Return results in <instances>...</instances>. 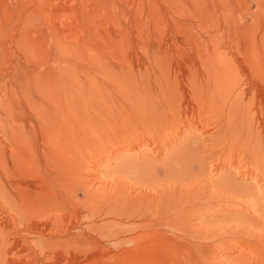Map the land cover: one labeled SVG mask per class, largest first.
<instances>
[{
    "label": "bare ground",
    "instance_id": "obj_1",
    "mask_svg": "<svg viewBox=\"0 0 264 264\" xmlns=\"http://www.w3.org/2000/svg\"><path fill=\"white\" fill-rule=\"evenodd\" d=\"M142 1L139 0L137 3V11L142 10ZM148 12L150 14L148 13L147 16L151 18L148 21L144 20V15L141 13L133 15L131 33L128 32L125 24L121 23L120 17L112 20L117 27L115 34L120 36L125 51L120 56H115L117 62L121 64L119 73L107 82H101L91 90L89 88L84 94H78L75 75L77 65L71 60L68 59L63 62L64 66L57 68H53V65L46 67L49 53L43 46L44 40L39 26H24L16 35L12 34L16 48L10 52L12 55L9 53V57L14 58L15 67L13 74L8 75L1 83L5 91L0 94V199L3 198L2 201L14 207H10L11 211L15 212L14 220L24 225L13 239L8 238L9 236L0 228V264H80L83 259L90 260L88 264H151L160 254L169 258V264H192L189 246L182 245L180 241L182 239L177 242L176 238L179 237L168 238L164 231L194 234L189 213L200 209L199 204L216 197L228 201L238 200V197L244 199L254 196L255 191L248 189L249 186L248 188L245 186L246 190L242 184L235 183L232 174L218 181H211L212 187L222 189L221 192L218 190L220 193L217 192V196L211 192H199L195 188L185 187L188 189L185 190L182 184L186 183L185 172L180 170L174 174L171 163L180 154L182 157H194L202 152L200 147L191 146L190 142L186 141L174 152L167 153L168 155L162 160L161 168H157L159 164L154 166V171L161 169L165 171L169 180L171 179L169 176H173L174 184L172 183L169 193L162 194L160 191L161 193L152 199L145 196L144 201L126 199L123 203L117 202L114 207L106 211V215L112 216L128 211L142 213L143 216L153 217L150 224L138 227H124L116 223L102 226L85 224V230L90 235H96V239L81 232L55 239L39 236L40 234L54 236L57 232L63 229L67 231L74 226H71L73 221L68 220V214L57 213L60 201L53 185L62 174L73 171L79 152L76 148L79 144L78 138L83 136L81 133H85L87 127L88 129L119 127L124 130L125 135L131 134L133 140L145 141V136L151 133L150 128L163 132L167 126L169 127L170 122L173 124L179 116H185L191 122L182 126L180 135L184 128H196L202 117L208 115L209 120L214 118L218 124H221L220 129H222V133L212 134L214 144L210 149L213 151L217 148V153H220L226 162L222 166L217 164L215 169L218 170L219 166L232 168L237 161L245 160V164L261 166L264 171V124L260 122L258 129H253L255 124H251L247 115L246 118L243 117L244 108L250 103L254 105L255 110L252 111L260 112V117L264 114L262 106L256 107L255 103L257 97L264 96V89L260 88L252 78V75L264 71V27H259L253 34L248 29L242 32V28L234 21L229 22L225 19L222 23L205 15H197L194 17L195 22L173 21L174 29L182 37L179 40L172 34L164 33V19L160 14L155 13L152 8ZM43 21L44 18L42 23H47ZM148 26L153 30V41L147 31ZM69 31L68 26L54 25L55 42L53 43L57 53L55 59L64 57V54L66 57L68 54L69 45L62 41L64 36L69 35ZM127 34H131V39ZM102 43L104 47L108 46L105 40H102ZM181 44L188 46V53ZM232 45L237 46L236 49L244 56L242 61L229 55ZM222 47L227 48L229 52L226 51L227 49L222 51ZM86 48L94 57L101 59L100 52H93L97 51L96 45L83 43L82 50ZM179 52L186 57V61L181 65L178 63L180 59L177 58ZM132 53L135 55H131ZM44 57L45 64H41L40 60ZM22 63L24 66H21ZM135 67H140L138 74L133 72ZM19 69L25 70L24 72L30 70V78L24 85L18 79ZM245 98H248V101ZM95 117H97L96 121H94ZM98 138L101 139L100 136ZM40 163L45 165L47 172L52 176L50 180L46 178L44 180L40 174L36 176ZM153 163L152 158L147 155L142 161L133 157L122 162L126 169L130 171L135 169L140 175L142 171L144 173V170L154 168ZM245 167L247 168L246 165ZM129 170H125L126 173ZM246 170L244 169L245 172ZM249 173L252 174L253 170ZM1 177L5 181H2ZM178 182L181 188L176 185ZM260 189L256 191L258 197L264 194ZM9 191L14 194H10ZM93 193L90 188L85 192L88 197ZM102 193L97 194L96 198L99 200L104 198L102 196L98 198ZM109 197H107L108 201ZM107 198L105 197L106 201ZM127 206H130L131 210H128ZM31 210L40 218L35 220L36 222L32 221V214L29 212ZM78 215L79 211L73 220H76ZM233 215L231 214L230 219L239 221L241 225H230L222 229L219 235L220 241L222 242L224 236L229 233L242 236L244 240L239 243L244 246V250L236 257V264H252L250 260L248 261L245 251L253 249L252 241L264 243V234H254L251 231L249 227L255 220L251 215L246 212ZM88 218L89 215L84 217L86 221ZM153 228H156V231H153ZM138 229L145 233L129 239H121L116 246L114 244V248L129 245L130 249L123 250L109 260L96 257L112 252L108 245L99 243V239H107L120 232ZM207 232L202 235L206 239L209 238ZM248 240L250 244L247 243Z\"/></svg>",
    "mask_w": 264,
    "mask_h": 264
},
{
    "label": "rangeland",
    "instance_id": "obj_2",
    "mask_svg": "<svg viewBox=\"0 0 264 264\" xmlns=\"http://www.w3.org/2000/svg\"><path fill=\"white\" fill-rule=\"evenodd\" d=\"M149 1L150 3H148V0H143L142 10L140 9V11H137V3L139 0H0V59H2L0 61V94L5 91L1 83H3L8 75L13 74L14 72L15 60L14 58L9 57V53L16 48L12 34L16 35L24 26L37 25L41 28L42 39L44 40L43 46L49 53L47 54V68L49 65H53V68L64 66L63 62L68 59L71 60L74 65H77L75 68V75L77 77L76 86L78 85V94L86 93L89 91V88L91 90L95 85L101 82H107V80L111 79L116 73H119L118 71L121 64L117 62L115 56H120L125 51L124 47H122L123 44L120 36L118 37V35L115 34L117 27L112 23V20L116 17L121 18V23L125 24L128 32L131 33L133 27V15L141 13L144 15V20L148 21L150 18V16H147L150 14L148 11L152 8L155 13L160 14L164 19V33L166 35L172 34L175 37H178L179 40L182 39V37L179 36V33L174 29L173 21L188 20L189 22H195L196 19L194 17L197 15H205L209 19L222 23H224L225 19H228L229 22L234 21L236 22V25L242 28V32L243 30L248 29L249 31H252L253 34L258 31L259 27H264V0ZM43 18L47 23H42ZM54 25L57 27L62 25L65 27L68 26L70 30L69 35L67 37L64 36L62 41L69 45V52L66 57L64 54V57H60L59 59H55L57 53L53 43L55 42V35L53 34ZM147 31L150 33V39L153 41V30L149 27ZM127 37L131 39V34H127ZM102 40H105L108 46L104 47ZM83 43L96 45L95 49H97V51L93 52H100L101 59L94 57L87 48L82 50ZM181 45L188 53V46H185L184 44ZM236 47L235 45H232L230 47L232 50L229 49L230 52L227 48L222 47L221 49L222 51L227 49L226 51L230 53L228 54L231 57L236 59L239 58L238 60L242 61L244 56L241 54L240 50L236 49ZM233 52L235 53L231 55ZM140 54L141 53H139V55ZM131 55L135 54L132 53ZM177 58L178 60L180 59L178 61L179 65L186 61V57L182 56L181 52H179ZM40 62L41 64L44 63L45 57L42 58ZM21 66H24V64L22 63ZM139 69L140 67H135L133 72L138 74ZM19 70L18 79L21 80L24 85L26 84L27 79L30 78V70L28 72H24L25 70L21 71V69ZM252 76L258 86L264 89V85L262 86V84H264V71L261 74ZM245 99L248 101V98ZM246 100L245 102H247ZM255 103L256 107L262 106V112L264 113V96L257 97ZM250 104L244 108L245 112L243 111V117L247 115L249 121L251 120V124H255L253 127L251 125V127L253 129H258V123L262 122L261 124H264V114L260 117V112L255 113V111H252V109L255 110L254 105ZM95 119H97V117L94 118V121H96ZM209 119L210 117H208V115H204L196 128H184V131L179 135L180 131H182V126L191 123L185 116H179V119H177L178 121L174 120V125L170 122L171 124L166 128L167 130L165 129L163 132H158L157 130L150 128L151 133L145 136V141L138 139L133 140L131 138L133 136H130L131 134L125 135L124 130L122 128L119 129V127L110 129L109 127H101L99 129H88L87 127L86 132L83 134L81 133L83 136L80 139L78 138L79 144L76 148L79 152L73 165V171L62 174L53 185L60 201L57 206V213L68 214V220H72L73 223L71 226H74H69L71 229H68L67 231L66 229H63V231L57 232L59 234L56 233L54 236L48 234H40L39 236L45 239L50 237L55 239L57 237L76 235L78 232L88 236L90 233L85 230V224L102 226L107 223H116L117 225L119 224L124 227H138L150 224V222L153 221V219L151 220L153 217L143 216L142 213H130L128 211V213L121 212L119 215L115 214L112 216L106 215V211L109 208L114 207L119 201L123 203L126 199L130 200L133 198L136 201L138 199L139 201H144L146 197L152 199V197H156L157 194L161 192L162 194H165V192L169 193V190L172 189L171 185L174 184L173 176H169V178H171L169 180L165 171L162 169L160 170L161 172L154 171V169L158 164L157 168H161L162 160L165 159L168 154L180 148L186 141H189L191 146L194 145L200 147L202 152H199L194 157H182L180 154L178 156L179 160L177 157V159L171 163V168H173L174 174L180 170L185 172L184 178L186 183H182L184 185L183 188H195L199 192H211L213 195L216 194L217 196V192H221L222 189L217 188L216 186L212 187L211 181H218L220 178L232 174L235 183L242 184L246 190L249 186L248 189L251 191L254 190L255 194L252 197H245L244 199L238 197V200L228 201L223 198L220 200L221 198L218 199L219 197H216V199L203 202L205 206L197 203L200 205V209L198 208L190 212H195L194 214L192 213L194 217L189 213V220L190 224L192 223L191 228L192 231H194V234L172 230L164 231V234L172 239H174L175 236L179 237L176 238L177 242L181 241L182 245L186 247L189 246L188 249L190 250V253H192V264H204V262L205 264L207 262V264H236V257L241 255V251L244 250V246H241L239 242L244 239L236 233H229L224 236L223 241L221 242L219 236L220 231L224 228H228L230 225H241L239 221H236V223L233 219H230L231 214L236 216V214L240 212H246V214L251 215L255 219L253 225H250L249 227L251 231H253L254 234H264V194H261L258 197V192H256L261 187L263 188L260 190L264 191V171H262L263 168L261 166L257 167V165L254 166L250 163H248V167V164H245V160L242 162L237 161L238 164L236 163L232 165V168H230V166L222 168L221 166L224 165L226 160L223 159L224 157H222V155L220 156V153H217V148H214L213 151L210 149L214 144L212 134H218V132L222 131V129H220L221 124H218V121H215L214 118L213 120ZM178 122L181 123L179 124ZM102 128H105L106 130H102ZM99 136L101 139L98 138ZM180 153L183 152L180 151ZM145 155L150 156L154 161L152 167L156 165L154 168H150V170H144L145 174L142 171L140 175L135 169H131L130 171L129 169H126L125 165L124 168L122 164L124 160L129 158L132 159L134 157L135 159L142 161ZM184 158L186 160H184ZM217 164L221 165L219 166L221 169L219 167L218 170L215 169ZM242 166H244V168ZM38 167L40 169L37 170L36 176L40 174L43 176L44 180L45 178L49 180L52 178L43 163H40ZM250 167L253 169H250ZM244 169H247L248 171L246 170L245 172ZM125 170L129 171L126 173ZM251 170H253L252 174L249 173ZM1 180L5 181L3 177H1ZM179 183L180 182L176 185L181 188ZM6 184L8 183L6 182ZM203 185L205 187H202ZM89 188L94 191L91 197H88L85 194L86 190ZM187 188H185V190ZM8 190H10L9 187ZM108 191L112 192L110 193ZM9 192L10 194L13 193L12 191ZM100 192L103 193L98 198H104L99 200L96 197ZM105 193L111 196H106ZM105 197H109V201L108 198L106 201ZM2 200L0 202V228L5 231V234L9 236H7L8 238L13 239L17 236L19 229L23 227L24 224H21L18 220L16 221V219L14 220L13 216L15 212L13 213L10 209L11 206ZM197 201H199V199H197ZM11 208L14 207L12 206ZM127 208L128 210H131L130 206H127ZM78 211V218L73 220ZM29 212L32 214L31 217L33 222L40 219L39 217H36L37 215L34 213L35 211L31 210ZM86 215H89V218L87 219L88 221L84 219ZM224 218H226L227 221L224 220ZM13 221H16L15 224ZM152 230L156 231V228H153ZM133 231L128 230L125 233L120 232L121 234H118L120 237L116 235L117 237H110L111 239H99V243L108 245L112 252L100 254L96 257L99 259L101 258L102 260H109L112 256L123 250H126L127 248L130 249L131 246L129 245L114 248V244L116 246L121 239H129L145 233V231L139 229ZM205 232L209 235L208 239L202 236ZM61 233H63V236ZM90 236L93 239L97 238L96 235L91 234ZM247 243L250 244L249 240ZM251 244L254 246L253 249L251 251H245L247 253L248 261L250 260L252 264H264V243L252 241ZM197 246L201 247L197 248ZM168 260L169 258H167V256H162L160 254V256L157 255L154 258L153 263L151 264H169ZM88 263H90V260L86 259H83V261L80 262V264Z\"/></svg>",
    "mask_w": 264,
    "mask_h": 264
}]
</instances>
